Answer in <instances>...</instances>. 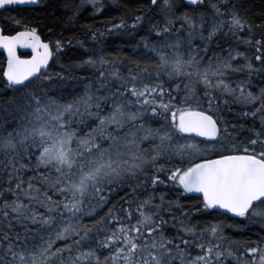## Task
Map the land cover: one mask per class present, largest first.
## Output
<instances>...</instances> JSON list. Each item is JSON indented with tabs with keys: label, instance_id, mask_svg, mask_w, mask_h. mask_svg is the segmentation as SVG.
Returning <instances> with one entry per match:
<instances>
[{
	"label": "snow or ice",
	"instance_id": "snow-or-ice-1",
	"mask_svg": "<svg viewBox=\"0 0 264 264\" xmlns=\"http://www.w3.org/2000/svg\"><path fill=\"white\" fill-rule=\"evenodd\" d=\"M112 4L0 0V264H264V0Z\"/></svg>",
	"mask_w": 264,
	"mask_h": 264
},
{
	"label": "trees",
	"instance_id": "trees-1",
	"mask_svg": "<svg viewBox=\"0 0 264 264\" xmlns=\"http://www.w3.org/2000/svg\"><path fill=\"white\" fill-rule=\"evenodd\" d=\"M138 0H132V6H135ZM106 3L111 6L112 11L105 13L104 17L96 16L94 19H88L89 13H83L81 18L73 22L72 24H65V19L66 16L61 17V13L59 11L56 12L55 16L49 15L47 17V27H53L54 25L56 26L54 28V34H59L61 29H67V31L64 32L65 36L71 35L72 33H75L79 38H84L81 36V33L84 32V29L82 25L87 21L88 23H94L98 26H103L106 22V19L110 16H119L122 11H124L123 8H120L119 10L117 9V5L112 4V0H106ZM255 9L257 12L260 9L261 6V0H255ZM15 7V6H14ZM20 10L24 12L32 11V12H39L42 10L40 6H37L35 8H28V7H22ZM49 12L51 13V9H49ZM90 12V9H89ZM0 23L5 24L7 26V21L4 20L3 18H0ZM139 34L133 35V36H128V35H109L105 37V43H106V51L108 52H114L117 50V48H121L123 53H127V58H132L133 55V45L136 44L140 40V36L145 35L146 31L145 30H138ZM46 34V30H45ZM90 35V33H88ZM74 48L78 52H83L85 49L80 48L78 45H73ZM24 53V52H22ZM4 55L0 53V57H3ZM127 62V61H126ZM64 63H68V59L65 58ZM56 70H59V66H56ZM80 88H83V85H80ZM238 238H247V233H244L243 235L237 234Z\"/></svg>",
	"mask_w": 264,
	"mask_h": 264
},
{
	"label": "water",
	"instance_id": "water-1",
	"mask_svg": "<svg viewBox=\"0 0 264 264\" xmlns=\"http://www.w3.org/2000/svg\"><path fill=\"white\" fill-rule=\"evenodd\" d=\"M22 7H27V6H22ZM27 50L21 49V52H26ZM0 53H2L3 55H6L5 53H3L2 50H0ZM30 54V53H29Z\"/></svg>",
	"mask_w": 264,
	"mask_h": 264
}]
</instances>
